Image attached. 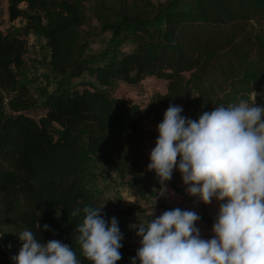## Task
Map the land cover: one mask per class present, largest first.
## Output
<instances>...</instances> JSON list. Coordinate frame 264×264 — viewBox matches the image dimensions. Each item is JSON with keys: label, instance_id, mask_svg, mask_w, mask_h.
<instances>
[{"label": "trees", "instance_id": "16d2710c", "mask_svg": "<svg viewBox=\"0 0 264 264\" xmlns=\"http://www.w3.org/2000/svg\"><path fill=\"white\" fill-rule=\"evenodd\" d=\"M5 1L11 21L24 19L28 30L48 41L58 85L44 103L46 115L31 118L36 102L21 81L27 44L12 31L0 32V264H15L23 230L44 243L59 240L80 264H92L76 233L83 207H102L88 188L89 165L128 178L146 204L154 199L161 185L142 163L145 120L161 121L169 105L198 120L221 104L264 94V0H117V12L106 0H93L101 32L119 40L118 47H134L130 53L116 48L102 65L88 55L86 0ZM86 75L94 83L82 91L73 87ZM148 77L165 82L166 89L144 109L113 97L119 82L137 86ZM77 208L81 213L73 217ZM101 214L110 222L121 212L102 207ZM142 219L128 227L118 224L126 236L116 264H132L141 238L131 226L150 220Z\"/></svg>", "mask_w": 264, "mask_h": 264}, {"label": "clouds", "instance_id": "9594fccd", "mask_svg": "<svg viewBox=\"0 0 264 264\" xmlns=\"http://www.w3.org/2000/svg\"><path fill=\"white\" fill-rule=\"evenodd\" d=\"M255 97L253 92L251 102L241 98L216 106L198 120L182 116L181 106L166 109L147 165L161 185L157 195L168 192L167 182L178 169L188 195L205 205L226 202L219 204L210 239L196 227L201 217L179 207L131 226L141 238L132 264H264V107ZM102 207H83L77 242L92 264H116L123 235L115 217L104 219ZM80 213L77 208L71 215ZM19 238L15 264H80L59 240L44 243L31 230Z\"/></svg>", "mask_w": 264, "mask_h": 264}, {"label": "rangeland", "instance_id": "374dc122", "mask_svg": "<svg viewBox=\"0 0 264 264\" xmlns=\"http://www.w3.org/2000/svg\"><path fill=\"white\" fill-rule=\"evenodd\" d=\"M92 1L86 0L85 11L88 16V24L83 28V33L89 35L88 55L93 57L98 65H102L105 61L112 58L116 52V48L119 52H132L134 47L130 43L118 47L119 40H113L112 34L109 32H101L100 24L93 16ZM167 1L155 0V3ZM106 3L109 8L116 12L118 11L117 0H106ZM21 8L25 10L26 5H22ZM8 31H12L20 36L27 44V54L25 65L22 69L21 81L28 88L29 93L36 102L35 107L29 112V116L39 121L47 113L44 107L46 99L55 93L58 85L55 75L49 66L50 50L48 41L44 37L28 30L27 22L24 19L11 21L7 2L0 0V32L6 34ZM93 81L94 79L86 75L82 80H77L72 85L75 88L79 87L78 90L82 91L85 89L87 83H94ZM161 88L158 79L148 77L137 86L131 87L125 84L118 86L117 84L113 97L124 102H129L131 99H135V97L131 96L134 94L136 95L138 105L144 109L147 103L144 104L141 98L148 96L151 100L155 95L160 94ZM258 100L264 101V94L258 93L255 97V103L262 106ZM159 123L161 121L158 122L150 118L146 119L143 125L141 149L143 151L142 163L146 169H148L147 165L150 163L151 150L155 147V142L159 135L157 131ZM58 129L55 125L54 130L57 131ZM87 173L88 179L93 178V183L88 188L98 196L102 206L104 205L103 208L121 212L117 218L118 224L121 227H128L132 219L137 221L144 218L147 221L149 218L147 207L149 205L133 192L131 181L128 178L121 180L114 169L105 168L95 162L89 165ZM167 188L168 192L164 194L162 203L157 204V207L162 206L166 210L179 207L182 210L195 211L201 217V221H197L196 227L203 230L204 233H212L213 225L203 221L208 220L214 223L219 204L226 201L217 202L213 199L211 204L205 205L199 202L197 198L188 195L186 191L187 186L184 185L182 176L178 170L173 171L172 179L167 182ZM169 193H174V195L172 194V197H170ZM167 199H170V201L168 202ZM180 199H182V202ZM128 212H133V215L129 218L125 215ZM139 215L142 217L139 218ZM2 234L0 233V236ZM122 235L124 239L126 234L122 233ZM1 257L2 259L5 258Z\"/></svg>", "mask_w": 264, "mask_h": 264}, {"label": "built area", "instance_id": "2783aa9c", "mask_svg": "<svg viewBox=\"0 0 264 264\" xmlns=\"http://www.w3.org/2000/svg\"><path fill=\"white\" fill-rule=\"evenodd\" d=\"M141 99H142L144 104L145 103L148 104L149 101H150L148 96H143ZM162 120H161V122H162ZM163 198H164V195L163 196L156 195V201H155V198H154L148 203L149 206L147 207V214L153 209V216L150 217L148 215L150 219H155L156 217L161 215L164 211H166V209L163 208L162 206L161 207H157V204H161L162 203Z\"/></svg>", "mask_w": 264, "mask_h": 264}, {"label": "crops", "instance_id": "0c3cea01", "mask_svg": "<svg viewBox=\"0 0 264 264\" xmlns=\"http://www.w3.org/2000/svg\"><path fill=\"white\" fill-rule=\"evenodd\" d=\"M154 79H155V78H154ZM158 82H159V85L162 87V88H161V92H160V94H164V93H165V89H166V83L163 82V81H160V80H158ZM121 84H125V83L119 82V83H118V86H121ZM125 85H127V84H125ZM127 86H130V85H127ZM131 87H132V86H131ZM131 96H132V97H135V99H134V100L131 99L128 103H131V104H137V105H138V101H137L136 95L132 94ZM138 100H139V99H138ZM169 196L172 197V193H169ZM183 199H185V197H183ZM167 200H168V202L170 201V199H167ZM180 201L182 202V199H180ZM171 202H172V201H171ZM200 235H201V237L204 238V239H210V238H212L213 233H204V231L200 229Z\"/></svg>", "mask_w": 264, "mask_h": 264}]
</instances>
